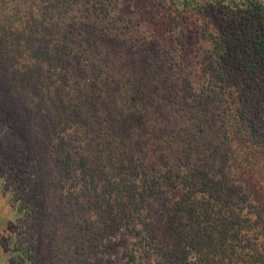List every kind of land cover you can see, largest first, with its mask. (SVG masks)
<instances>
[{
	"label": "trees",
	"instance_id": "trees-1",
	"mask_svg": "<svg viewBox=\"0 0 264 264\" xmlns=\"http://www.w3.org/2000/svg\"><path fill=\"white\" fill-rule=\"evenodd\" d=\"M17 6L25 16H0V124L23 155L48 166L54 186L56 173L77 165L90 175L89 188L116 195V206L92 216L87 241L98 247L131 227L132 264L151 250L157 264H264V0L183 3L202 20L204 11L224 10L209 52L220 64L235 56L240 66L229 75L243 69L257 80L252 115L219 76L180 96L171 86L152 88L147 65L120 71L105 63L133 51L88 29L87 21L98 25L92 16H48L69 10V0ZM212 93L218 110L207 106ZM76 230L79 252L86 236ZM67 256L62 264H73Z\"/></svg>",
	"mask_w": 264,
	"mask_h": 264
},
{
	"label": "rangeland",
	"instance_id": "rangeland-1",
	"mask_svg": "<svg viewBox=\"0 0 264 264\" xmlns=\"http://www.w3.org/2000/svg\"><path fill=\"white\" fill-rule=\"evenodd\" d=\"M23 1L46 5L50 0ZM69 2L72 3L69 10H51L48 16H79L82 20L92 16L98 25L87 21L85 26L88 29L94 33L115 35L114 40L123 42L120 47L133 51L130 56L123 52L107 55L105 63L120 71L133 69L132 65H147L152 88L164 92L171 86L173 93L180 91V96L184 93L195 96L199 87L195 83L202 84L212 75L219 76L222 81L226 80V85H234L228 87H233L235 97L239 99L235 102L241 101L249 114H253L252 110L257 107V80L243 69L239 78L229 75L234 67L240 66L235 56L220 64L209 52L207 41L212 38V33L218 32L224 17L223 9L204 11L202 20L192 7L184 10V0ZM17 3L18 0H0V16L12 19L25 16L26 11L19 10ZM108 19L114 22L108 23ZM170 20L176 22L172 25ZM20 26L16 24L13 28ZM73 27L58 26L56 29L59 32ZM112 47L109 44L104 48L111 50ZM221 67L226 70L224 73ZM187 84L189 87L183 91ZM220 99L217 93H212L208 99L210 103H207L209 110H218ZM20 144L18 138L12 142L8 127L0 124V264H62L66 253L74 260L73 264H90L89 261L93 264H132L129 259L137 237L131 227H124L114 237L104 238V245L98 247L87 241L92 238V216L96 211L106 209L109 202L116 206L115 200L111 201L117 198L116 195L89 188L90 175L77 165L69 166L67 173H56L62 182H56V177L58 185L54 186L48 166L32 153L23 155ZM3 176L5 183H1ZM99 183L104 185L105 181ZM77 225L83 227L86 236V241L78 246L79 252L75 251ZM158 260L157 253L151 250L147 256L139 254L134 264H157Z\"/></svg>",
	"mask_w": 264,
	"mask_h": 264
}]
</instances>
